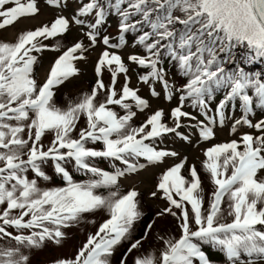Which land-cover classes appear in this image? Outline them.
<instances>
[{"label":"snow or ice","instance_id":"snow-or-ice-1","mask_svg":"<svg viewBox=\"0 0 264 264\" xmlns=\"http://www.w3.org/2000/svg\"><path fill=\"white\" fill-rule=\"evenodd\" d=\"M44 3L70 6L69 0ZM41 11L40 0H0V32L16 29L0 35V264H34L49 246L65 248L71 230L98 212L106 218L91 221L95 231L46 264H113L124 245L119 264L129 257L131 264H213L204 246L222 253L225 264H264V119L252 118L264 110V74L242 66L264 59V0H79L71 16L28 27ZM113 15L115 38L101 31ZM74 26L88 44L59 42ZM129 33L135 34L131 47L142 52L120 51ZM51 39L57 43L50 48ZM98 43L104 48L94 65L95 83L58 106L56 90L80 76L81 62ZM49 48L60 54L38 77V54ZM165 63L186 78L180 87L170 82ZM132 66L143 70L137 79L151 96L161 95L159 84L168 101L178 94L177 105L151 109L131 84ZM217 95L222 98L213 107ZM236 109L239 118L229 115ZM146 110L151 114L135 126L138 112ZM226 120L233 134L242 126L255 132L203 151L200 165L212 186L206 197L197 165L159 143L168 135L191 143L185 127L210 141ZM171 158L178 162L148 193L164 204L135 238L145 218L142 193L135 187L122 192L121 179ZM98 160L112 161V170L98 167ZM72 169L88 179L76 180ZM56 177L61 184L52 183ZM166 217L174 219L178 236L167 230L155 235L157 221ZM150 237L158 249L144 248Z\"/></svg>","mask_w":264,"mask_h":264},{"label":"rangeland","instance_id":"rangeland-1","mask_svg":"<svg viewBox=\"0 0 264 264\" xmlns=\"http://www.w3.org/2000/svg\"><path fill=\"white\" fill-rule=\"evenodd\" d=\"M78 2L79 0H69L70 6L66 7L67 10L66 9L60 10V9H52L51 7L47 6L44 3V0H40V6H41L42 11L39 15H44L46 17L50 16V18L48 19H53L54 16L61 15V14L71 16L72 14H74V11H75V8ZM71 8L74 11L71 10L70 12L69 9ZM39 25L40 24L38 23H34V24L29 23L28 27L39 26ZM101 31H102V34H109L113 38H115L117 36V18L114 15L111 16L108 22L103 26ZM0 35H1V32H0ZM131 36L132 35L127 34L128 46L126 50L124 49L120 50L122 53L127 52L128 54H130L131 52H141L138 50V48L133 49L131 47L132 44L134 43ZM62 39H66V41L69 43V46L71 45L72 42L76 41L77 39L84 40L85 44L89 43L86 37H84L83 31H81L79 26H74L73 29L69 33H67ZM49 41H52V40H49ZM46 43L49 44L50 48L51 46L56 44V42H47V41ZM95 47L97 48V51H94L96 52V54H92L94 52L92 51L93 48H91L89 52L86 54L88 56V59L86 61L81 62L80 76L73 78L69 82H66L64 85L60 86L56 90V95L64 90H66L67 93L73 94L81 88H86L87 87L86 81L88 80L92 81L93 84L95 83L96 77H95V72H94V65H95L96 59L98 58L100 52L103 50L104 45L102 43H98ZM50 48L38 54L39 64H38V67L36 68V74L38 77H43L45 75L44 74L45 70L48 69L49 65L54 61L55 57H57L60 54L59 52L50 50ZM167 72H168V78L170 82L174 84L176 87H180L182 85L181 79H179V77L176 76L171 71H167ZM138 73L139 72L136 70V66H132L131 71H130L131 84L140 89L141 96H143L146 99H149L151 109L163 107L166 110H168L177 105L178 94L174 96L172 101H168L167 99H165L162 86L159 84H157L156 87H157V90L161 92V95L159 97L151 96V92L148 86L140 84L138 82V79H137ZM104 80L106 83L109 82L110 75L108 73H105ZM120 83L121 84L123 83V76L120 77ZM185 110L192 111L193 114L197 115L199 119H203V117H200L198 115L196 110L191 109L187 106L185 107ZM150 114H151L150 110H146L143 113L138 112L137 117L134 119H142L144 121L147 118V116ZM229 115H234L235 118H239L241 113H239L238 115H236L235 113H229ZM252 118L254 120L264 119L263 117L255 116V115ZM186 123L188 122L186 121ZM191 123L194 124L195 121H192ZM231 123H232V120H226L222 128L218 125L216 128L217 135L215 136L214 139L210 141H201L199 139L198 132L195 128L185 127V128H182L181 131L184 132L185 134L191 135V143L185 142L181 140L180 138L175 137L173 135H168L163 139V142L159 143V147L177 151L178 153H180V158L187 156L189 164L195 163L196 165H198L200 164V161L204 158L203 151L207 147H210L215 143L225 142L230 138H238L243 132H255V129H249L247 128V126H242L238 130L237 133L233 134L230 131ZM176 162H178L177 158H171V159L166 160L163 164L159 165V168L156 169L152 173V175L147 179L140 176L145 170H140L138 173L126 176L121 179L120 187L121 189L126 188V191L130 187H135L141 193L146 195L150 190L154 188L155 181L158 175L161 174L164 170H166L168 167L172 166ZM151 167L153 166H149L147 169ZM151 202L155 204L157 207L164 204V201L162 200H159L158 202L152 200Z\"/></svg>","mask_w":264,"mask_h":264},{"label":"trees","instance_id":"trees-1","mask_svg":"<svg viewBox=\"0 0 264 264\" xmlns=\"http://www.w3.org/2000/svg\"><path fill=\"white\" fill-rule=\"evenodd\" d=\"M116 17V16H115ZM117 18V17H116ZM129 35H132L131 38L133 39L134 37V33H129ZM134 41V39H133ZM52 42H56V39H53ZM62 45L64 46H69V43L66 41V39H60L59 41ZM139 51H143L142 49L138 48ZM244 52L243 50H241L240 55H243ZM240 61L238 60L237 63H239ZM39 64V63H38ZM166 69V71H171L172 73H174L176 76L179 77V79H181V83L183 84L186 80V78L182 77L179 75V72L176 68H173L171 65H169L168 63H165L163 65ZM242 66L245 68V70L256 74V73H260V74H264V59L262 60H256L252 63H243ZM38 67V65H37ZM36 67V68H37ZM136 70L140 73L141 69L136 67ZM87 83V87L86 88H81L79 90H77L75 93L70 94L67 93L66 90L61 91L60 93H58L57 95H55V100L57 102L58 106H63L68 100H75L77 99V97L79 95H81L82 92H87L90 90L91 86L93 85L92 81L88 80L86 81ZM222 96L221 95H217L215 100L212 102L213 103V107L215 105V103H217L219 101V99H221ZM117 111L120 112V114H123V110L117 108ZM236 115H238L240 113L239 109H236L234 112ZM255 116H260L264 118V110L261 109H256L255 110ZM143 122L142 119H134L133 120V124L135 126H138L139 124H141ZM81 127L84 126L83 121L81 122ZM51 139V136H46L44 138V143L47 144L49 142V140ZM97 147H99V145H97ZM112 161L109 160H98L96 161V164L98 167H101L105 170H112ZM117 166H121L119 165V162H116ZM197 168L200 170L201 172V176H202V180H203V186L205 188V194L207 197V194L211 192L212 190V186L210 184V181L208 179V175L207 173H205L203 171V169L201 168V165L198 164ZM48 172L51 174L52 169L49 167ZM73 174H74V178L76 180H84V179H88L87 176H83L80 173L75 172L74 169H72ZM185 175H187V172L185 170L184 172ZM161 174L158 175V177L156 178L155 184L159 178ZM48 182H45V184H47ZM53 184L59 185L62 183V181L60 180L59 177H56L54 179V181L52 182ZM154 190V188L152 189ZM103 191V190H102ZM122 192L126 191V188H122L121 189ZM149 193V192H148ZM148 193L146 195H144L142 193V203H143V207L145 210V218L142 222H140L137 225L136 228V233H135V238H139L145 228L147 223H149L154 217H155V212L158 210V207L153 204L151 201V197L148 195ZM106 194V192H105ZM157 202L159 200H156ZM106 218V214L104 212H98L96 215L90 216V217H86L79 225L75 226L72 230H71V235H72V239L69 241V243L65 246V248L63 249H57L54 248L52 246H49L47 249H45L42 252H38L36 254V256L34 257V264H46V262H50L53 258H55L58 255H62L65 253H70L72 251H74V248L76 245H79L84 239L87 233L89 232H94L95 231V226L91 223V221H96L97 224L99 222H102V219ZM165 230H167V234L168 235H179L178 230L176 228L175 225V221L172 217H166L163 220H159L157 221L156 224V232L155 235H159L163 232H165ZM160 247L159 243L153 238L150 237L148 242L144 245V248L148 251H152L154 249H158ZM127 245H124L123 247L119 248L117 250V252L115 253L114 257H113V264H119V259L122 255L123 252L126 251ZM204 250L206 251V253L209 255V257L212 259L213 264H225V257L223 256L222 253H220L217 249L215 248H211L210 246H204ZM131 260L132 258L129 257V261L128 264H131Z\"/></svg>","mask_w":264,"mask_h":264},{"label":"bare ground","instance_id":"bare-ground-1","mask_svg":"<svg viewBox=\"0 0 264 264\" xmlns=\"http://www.w3.org/2000/svg\"><path fill=\"white\" fill-rule=\"evenodd\" d=\"M50 18L49 17H46L44 15H38L34 20H32L30 23L34 24V23H38L40 24L41 22H44V23H47L48 21H50L51 19H48ZM16 29H9L7 31H4V32H1V35L4 36V37H8L9 35H11L12 32H14ZM93 52L94 51H97V48H93L92 50ZM92 54H96V52L92 53ZM47 70H45V73H46ZM44 73V74H45ZM159 168V165L158 166H153L147 170H145L140 176H142L143 178H149L152 173ZM133 180V179H132ZM129 181V180H128Z\"/></svg>","mask_w":264,"mask_h":264}]
</instances>
